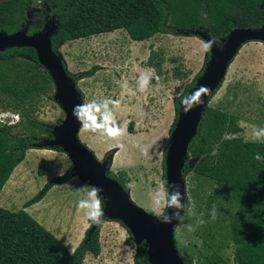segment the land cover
<instances>
[{
  "label": "trees",
  "instance_id": "obj_1",
  "mask_svg": "<svg viewBox=\"0 0 264 264\" xmlns=\"http://www.w3.org/2000/svg\"><path fill=\"white\" fill-rule=\"evenodd\" d=\"M45 13H40L41 22L30 20L31 0H0V31L9 33L23 28L28 33L42 30L48 19H55L57 33L53 35V49L58 52L62 43L83 39L96 34L125 29L135 41H143L159 33L194 35L203 38L198 31H205L222 44L223 37L236 27H260L264 24V0H42ZM198 30V31H196ZM211 58L207 52L206 64ZM150 64L161 66L160 62ZM204 68L190 82L175 101L176 122L180 113L181 99L203 74ZM98 67L71 74L78 82L90 77ZM161 70H159V73ZM179 78L187 75L180 68ZM222 85H220L221 87ZM220 87L212 94L211 99ZM55 82L41 62L33 47H12L0 51V108L13 110L21 115L14 125L0 124V191L14 169L25 159L32 148H47L63 151L47 142L53 138V129L63 121L49 125L37 119L41 99H54ZM171 127V136L175 128ZM242 127L228 110L208 105L199 125L198 134L189 146V156L199 157L192 169L189 159L184 175L193 170V178L209 179L216 186L223 201L228 203L230 215V238L234 245L233 260L236 264H264V159L257 161V153L264 157V141H250L238 133ZM232 136H227V135ZM169 147V145H168ZM164 181L166 183V155ZM109 156L108 154L105 156ZM45 159L39 166L44 174ZM125 188L128 177L125 172L109 173ZM73 177V165L63 175L50 179L24 203L22 209L12 210L0 206V264H84L86 256H99L102 251L100 230L105 221L85 237L71 252L53 232L47 229L26 208L41 201L55 186ZM210 194L206 206L207 215L213 208L212 200L219 195ZM219 202H216L215 207ZM186 205L191 206L189 200ZM235 208V211L233 209ZM188 222L185 214L182 224ZM126 228L127 226L122 223ZM128 229V228H127ZM129 230V229H128ZM127 241L134 245V235L129 230ZM81 235L69 241L73 248ZM176 239V238H175ZM177 247L178 241L176 240ZM180 252V251H179ZM186 264H197L191 254L183 256ZM136 264H152L145 242L138 246L134 258ZM208 264H230L218 253L208 259Z\"/></svg>",
  "mask_w": 264,
  "mask_h": 264
},
{
  "label": "rangeland",
  "instance_id": "obj_2",
  "mask_svg": "<svg viewBox=\"0 0 264 264\" xmlns=\"http://www.w3.org/2000/svg\"><path fill=\"white\" fill-rule=\"evenodd\" d=\"M31 2L30 20L39 21L40 13H45V4L42 0ZM47 24H50V19ZM204 42V39L194 35L167 33L135 41L125 29H117L66 41L58 50L71 74L98 67L92 76L80 78L77 82L84 103L93 100L100 102L105 98L119 101V108L114 112L117 122L125 129L122 137H101L82 128L80 138L100 160L107 154L114 155L110 172L126 173L133 200L150 214L155 215L150 194L161 183L166 187L163 163L165 149L172 141L171 127L176 123L175 101L206 64ZM151 57L153 62L161 63L160 68L150 64ZM177 68L187 76L179 78ZM141 75L152 77L143 90L138 87ZM209 105L228 110L242 127L238 134L246 140L258 141L253 140L251 132L254 127L264 128L263 42L250 41L242 46ZM1 111L5 110L0 108ZM35 115L39 121L49 125L66 116L58 101L49 96L41 99ZM43 159L45 168L42 175L39 166ZM188 159L194 165L199 157L189 156ZM71 165L72 160L64 150L29 149L25 159L14 169L0 191V206L22 209L24 203L38 193L47 181L60 175L58 173L61 171L65 173ZM21 174L24 175L23 180H20ZM193 175V170L186 175L187 197L191 203V213H185L188 222L180 223L175 228L178 249L183 256L191 254L197 264H208V259L211 260L214 253L228 259L230 264H236L230 238L228 203L222 200L209 179L193 178ZM17 176L18 188L17 181L13 182ZM85 186L92 187L77 177L68 183L55 185L44 203L32 206L29 212L68 249L69 241L77 235H81L79 241H82L85 236L86 216L77 208ZM213 193L219 195L212 200V205L220 201L215 207V220L211 214L207 215L209 208L206 206L209 195ZM200 220L204 223L200 224ZM129 236V230L121 221H105L100 230L101 254L97 257L88 254L84 264H136L134 258L138 245L135 241L131 245L127 241Z\"/></svg>",
  "mask_w": 264,
  "mask_h": 264
},
{
  "label": "water",
  "instance_id": "obj_3",
  "mask_svg": "<svg viewBox=\"0 0 264 264\" xmlns=\"http://www.w3.org/2000/svg\"><path fill=\"white\" fill-rule=\"evenodd\" d=\"M57 28L56 20L50 19V24L31 34L28 33L27 28L13 33L0 31V51L12 47H33L39 61L47 68L55 82L54 98L61 105L66 116L54 127L53 138L47 143L53 147H61L70 156L73 176L78 177L86 185L103 189L100 193L104 210L102 220H119L124 223L134 235V241L138 246L143 242L146 243L152 264H186L175 239V228L183 220L163 224L156 215L148 213L136 204L132 198L131 186L128 185L125 188L116 178L109 175L114 155L110 154L100 160L96 153L81 140L82 127L73 116V108L83 104L84 99L63 57L53 49L52 37L57 33ZM198 33L205 42L209 40L210 36L206 32L198 31ZM250 41L264 43V24L260 27H236L222 38V47L213 46L210 50L211 58L203 74L187 94L189 95L201 85L207 87L210 92L203 97L204 103L188 113L183 111L180 104L179 117L166 155V187L173 183L179 185L182 195L185 196V203L188 200V194L184 170L189 157V146L198 134L199 125L212 94L224 82L228 69L242 46ZM189 164L192 169L196 165V163L192 165V162ZM98 225L99 223H92L90 233Z\"/></svg>",
  "mask_w": 264,
  "mask_h": 264
},
{
  "label": "clouds",
  "instance_id": "obj_4",
  "mask_svg": "<svg viewBox=\"0 0 264 264\" xmlns=\"http://www.w3.org/2000/svg\"><path fill=\"white\" fill-rule=\"evenodd\" d=\"M213 46L222 47L215 37L209 38L203 43V50L208 52ZM152 77L141 75L138 80L140 90L145 89ZM210 92V89L201 85L189 95L181 99V106L185 113L190 112L193 108L204 103L203 97ZM119 108V101L105 98L100 102L93 100L88 103L76 105L73 108V116L81 124V127L92 133H96L101 137L118 139L125 134V129L121 128L117 122L114 109ZM253 140L264 141V128H253L251 132ZM147 150L145 149V152ZM257 161L264 159L259 153L254 157ZM58 174L63 175V172ZM102 188L85 186L83 198L78 201L77 208L82 211L86 218L93 224L100 223L104 216L103 200L100 193ZM153 211L157 219L163 224H171L173 221L183 220L185 212L191 213V208L185 203V196L182 195L179 185L170 184L165 187L163 183L150 194ZM171 210V211H168ZM215 205L211 210V218L216 219ZM200 224L204 221L200 220ZM191 229V226H189Z\"/></svg>",
  "mask_w": 264,
  "mask_h": 264
},
{
  "label": "built area",
  "instance_id": "obj_5",
  "mask_svg": "<svg viewBox=\"0 0 264 264\" xmlns=\"http://www.w3.org/2000/svg\"><path fill=\"white\" fill-rule=\"evenodd\" d=\"M21 119V115L13 110H5L0 112V124L14 125Z\"/></svg>",
  "mask_w": 264,
  "mask_h": 264
},
{
  "label": "crops",
  "instance_id": "obj_6",
  "mask_svg": "<svg viewBox=\"0 0 264 264\" xmlns=\"http://www.w3.org/2000/svg\"><path fill=\"white\" fill-rule=\"evenodd\" d=\"M113 160H114V159H113ZM23 177H24V175L21 174V176H20V180H23ZM75 177H76V176H73L69 181L75 179ZM77 178H78V177H77ZM15 180L17 181V185H16V187L18 188V187H19V176L15 177L14 180H13V182H15ZM69 181H67V183H68ZM13 182L10 184L9 188L12 186ZM65 183H66V182H65ZM20 184H21V183H20ZM62 184H63V183H62ZM17 188H16V191H17ZM50 191H51V190H50ZM50 191H49L48 193H50ZM48 193L46 194V196L48 195ZM46 196H45V197H46ZM45 197L41 200V202L39 201V203L37 202V203H35V204H33V205L27 207L26 210H28V212H30V209H31L32 206H35V205H36V206H38V205L41 206V204H43L44 201H45ZM40 203H41V204H40ZM45 205H46V204H45ZM85 224H87V225H86V228L84 229V235H85V233H86V230L90 227V222H89V220H88L87 218H86ZM84 237H85V236H84ZM84 237H83V238H84ZM80 242H81V241H79V242H78L73 248H69V250H70L71 252H73V251L76 249V247L80 244Z\"/></svg>",
  "mask_w": 264,
  "mask_h": 264
},
{
  "label": "flooded vegetation",
  "instance_id": "obj_7",
  "mask_svg": "<svg viewBox=\"0 0 264 264\" xmlns=\"http://www.w3.org/2000/svg\"><path fill=\"white\" fill-rule=\"evenodd\" d=\"M47 20H48V17H47ZM39 21L41 22V19H40ZM105 158H106V157H105ZM105 158H104V159H105Z\"/></svg>",
  "mask_w": 264,
  "mask_h": 264
},
{
  "label": "bare ground",
  "instance_id": "obj_8",
  "mask_svg": "<svg viewBox=\"0 0 264 264\" xmlns=\"http://www.w3.org/2000/svg\"><path fill=\"white\" fill-rule=\"evenodd\" d=\"M113 159H114V156H113ZM115 160V159H114Z\"/></svg>",
  "mask_w": 264,
  "mask_h": 264
}]
</instances>
